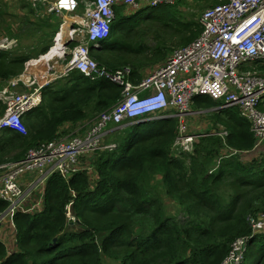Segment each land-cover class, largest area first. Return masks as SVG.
<instances>
[{
    "label": "trees",
    "instance_id": "16d2710c",
    "mask_svg": "<svg viewBox=\"0 0 264 264\" xmlns=\"http://www.w3.org/2000/svg\"><path fill=\"white\" fill-rule=\"evenodd\" d=\"M181 2L118 14L93 56L111 70L132 67L131 80L138 84L146 67L162 65L174 47L201 34L202 26L180 9ZM38 19V25L24 21L42 32L37 55L49 50L60 21L55 14ZM10 53L0 50L2 81L19 76L31 58ZM121 92L110 80H91L77 70L51 83L43 89L41 105L24 117L26 134L0 133V164L20 161L29 149L74 134L85 121L113 108ZM195 103L205 109L220 104L205 96H197ZM5 107L0 101V116ZM211 114L227 129L225 141L207 135L195 142L193 153L176 157V119L133 123L114 137L116 149L97 153L96 178L83 171L67 182L55 173L44 210L16 215L18 249L9 257L0 242V264H222L231 244L243 236L251 239L242 264H264V231L256 233L248 219L264 214V152L252 154L256 137L237 107ZM66 125L70 129L61 131ZM139 136L145 143L136 142ZM225 149L229 153L223 155ZM246 152L250 160H242ZM156 174L162 192L175 201V213L166 208L165 198L149 192ZM71 201L76 223L67 217ZM5 207L0 200V210ZM145 216L148 223L140 221Z\"/></svg>",
    "mask_w": 264,
    "mask_h": 264
},
{
    "label": "built area",
    "instance_id": "2783aa9c",
    "mask_svg": "<svg viewBox=\"0 0 264 264\" xmlns=\"http://www.w3.org/2000/svg\"><path fill=\"white\" fill-rule=\"evenodd\" d=\"M22 1L38 17L47 15L45 11L61 17L51 50L58 44L59 32L68 17L72 27L64 40L65 47L56 53L59 60L54 54L44 65L48 69L44 76L43 73L41 77L38 74L30 77L29 84L33 87L30 92L11 97L6 95V90L0 92V101L6 106L0 116V133L10 129L26 134L24 117L41 105L43 89L73 70L91 80L108 79L122 92L117 104L90 121L84 131L78 132V128L75 135H64L29 149L20 161L0 164V200L6 203L0 210V240L7 239L4 244L9 254L17 247L16 215L44 210L48 182L55 173L67 182L78 172L94 173L93 159L97 153L118 146L115 142H105L107 134L126 123L177 118V136L172 147L176 143L193 153L195 142L201 137L219 135L225 141L229 134L225 128L201 132L188 126L187 116L201 113L200 109L192 108L196 105L195 98L207 96L222 103L216 109L238 107L240 115L252 123L256 137L254 151H264V110L260 108L264 102V75L258 71L263 70L258 67H264V0H222L206 8L198 20L201 34L175 49L138 84L131 80L132 67L111 70L98 63L92 49L100 47V41L110 36L118 14L131 15L143 8L172 5L176 0ZM17 42L16 38L0 37V50H12ZM67 57L69 61L63 64ZM57 64H61V72ZM245 65L250 68L245 69ZM25 71L24 75L28 68ZM235 153L238 151L233 150ZM72 204L71 201L67 205L70 219H74ZM248 219L256 233L264 231V214L251 215ZM5 227H12L11 234ZM250 239L251 236L236 238L222 264H242Z\"/></svg>",
    "mask_w": 264,
    "mask_h": 264
},
{
    "label": "rangeland",
    "instance_id": "374dc122",
    "mask_svg": "<svg viewBox=\"0 0 264 264\" xmlns=\"http://www.w3.org/2000/svg\"><path fill=\"white\" fill-rule=\"evenodd\" d=\"M203 1H207V3L203 2ZM214 3L213 0H182V2L180 3V9L188 14L189 19L194 18L197 22L200 18V16L203 14V10L208 7V6H213ZM161 7V6H160ZM146 10H143V12H145ZM34 10L32 9L31 6H29L28 4H26L24 1L22 0H0V37H11V38H16L18 40L16 46V49L14 51H11L12 53L11 56H16V55H28L31 56V58L29 60H27L25 62V69L28 68V72L27 74L23 75V73L19 76H15L12 78H18L20 76H23V80H29L30 77H32L33 74L35 75H39L41 77V74H43L44 72H48V69H46V66H41L40 68H32V65H30L31 62H40L42 59V55L44 54H39L37 55L38 51H35L36 49H38L40 42H41V31H36L37 29H39V27L35 26V25H31V24H24L25 19H30L34 22L37 23V25L39 24L38 21H40V19H38V16H36L34 13ZM45 14H50L47 13L45 11ZM121 15V14H119ZM60 21L57 23L58 25V29L59 26L61 24V17H59ZM37 27V28H36ZM162 29V28H159ZM48 31H50V29L48 28ZM34 32H36V34H34ZM21 34V35H19ZM189 44V43H188ZM54 45V38H52V43L50 48ZM69 45L72 46V44L70 43ZM187 45V44H186ZM185 46V45H183ZM65 47V45H64ZM182 46H176L173 48V50L169 53L171 54L175 49L180 48ZM49 50L45 53L49 54L51 51ZM37 56V57H35ZM69 57H67V59L63 62V64H66L69 59ZM40 60V61H39ZM161 63V62H160ZM43 64V63H41ZM44 64H46L44 62ZM156 67V65H153L152 67H146L145 72L153 70ZM245 69H249L250 65H245L244 66ZM57 69L59 70V72H61V68L57 67ZM260 74L264 75V70H258ZM11 78V79H12ZM65 77L60 78L59 80H63ZM33 79V78H32ZM58 80V81H59ZM57 83V82H56ZM33 89L32 86H22L20 83L18 85H9L7 86L6 83L0 88V92L6 90L7 91V96L11 97L13 95H18V94H25L30 92ZM207 97V96H205ZM1 103L4 105L5 103L1 101ZM192 108L194 110H196L198 108L197 105H193ZM213 109V108H212ZM212 109H205L203 108V111H206L204 113H201L199 115H188L187 116V124L188 126L190 125L191 128L195 129V130H202V131H210L212 130L214 127L217 126V118L215 116H213L211 114ZM212 110V111H211ZM200 116V117H199ZM197 117H199L197 119ZM177 119V118H175ZM200 122H202L203 124L207 123L206 127H200L197 128L200 124ZM218 123H221L220 121H218ZM133 124V123H130ZM128 125V124H127ZM148 127L151 128L150 124H147ZM126 125L122 126L119 130H113L111 131L109 134H107L106 136V142H114V137H117V134L121 133L122 129L125 127ZM194 126L196 128H194ZM220 126V125H219ZM113 128V127H112ZM143 130L146 129V127L142 128ZM205 129V130H203ZM190 131V129H189ZM201 131V132H202ZM75 135V134H72ZM70 135V136H72ZM117 141V140H116ZM115 141V143H117ZM136 142L138 143H143L144 142V138H142L141 136H139L136 139ZM145 143V142H144ZM118 145V144H117ZM172 152L176 157H180V154L183 152H188L183 150V148L179 145V144H174V146L172 147ZM253 155L257 156L259 155L258 151H253L252 153ZM251 154H244L242 155V160H247L250 159ZM96 172V171H95ZM97 173V172H96ZM93 175V171L91 173V176ZM95 176V174H94ZM155 179L150 181V190L149 192H152L154 195L155 194H160V196L164 199L165 204L167 205L166 208H168L169 212L171 213H175V201L173 199H171L170 197H167L164 192H162V188L160 185V176L159 174L155 175ZM151 179V178H150ZM181 217V216H179ZM150 220V217L145 216L143 217L140 221L143 223H148ZM11 230L12 227L6 228L5 227V231H7L8 234H11ZM2 243H6L7 239H1L0 240ZM5 245V244H4Z\"/></svg>",
    "mask_w": 264,
    "mask_h": 264
},
{
    "label": "bare ground",
    "instance_id": "6f19581e",
    "mask_svg": "<svg viewBox=\"0 0 264 264\" xmlns=\"http://www.w3.org/2000/svg\"><path fill=\"white\" fill-rule=\"evenodd\" d=\"M72 27V20L70 17L67 18V20L64 22L63 26H62V30L61 32H59L60 34L58 35L59 38L57 39L58 40V44L53 47V49L51 50V52L49 54H44L41 61L36 63V62H31L30 65H32V68H39L41 67V63L44 64V62L46 63L47 60H49L54 54L58 53V51H62V49L64 48V43H65V39L67 37V35L69 34V31ZM101 42V41H100ZM46 65V64H44ZM46 73L43 74V76L45 75Z\"/></svg>",
    "mask_w": 264,
    "mask_h": 264
},
{
    "label": "crops",
    "instance_id": "0c3cea01",
    "mask_svg": "<svg viewBox=\"0 0 264 264\" xmlns=\"http://www.w3.org/2000/svg\"><path fill=\"white\" fill-rule=\"evenodd\" d=\"M16 49V47L14 48V49H12V50H9V51H14ZM57 55V54H56ZM58 56V60H59V55H57ZM47 61H49V60H47ZM46 61V62H47ZM44 65V64H43ZM43 65H41V66H43ZM61 66V64H57V67H60ZM40 68V67H39ZM133 69V68H132ZM24 73H26V71H24ZM24 75V74H23ZM21 78H23V76L21 77ZM15 82H18V83H20L22 86H29L30 84H29V80H23V79H20L19 77L18 78H12V79H9V80H5V81H2V80H0V88L6 83V85L7 86H9V84L11 83V84H14ZM200 117V116H199ZM199 117H197V119L199 118ZM90 122H88V121H85L83 124H81L80 125V127H78L79 128V131L81 132V131H84L85 130V128H86V126L89 124ZM206 125H207V123H205V124H203L202 122H200V124H199V126L197 127V128H200V127H206ZM220 125V126H219ZM221 126H223L221 123H218L217 122V126L216 127H214L213 129H212V131H216L218 128H220ZM66 128H70V125H66ZM77 128V129H78ZM194 128H196L195 126H194ZM195 130V129H194ZM203 130H205V129H203ZM197 131H202V130H197ZM114 140V139H113ZM115 141V140H114ZM106 142V141H105ZM231 152H233V150H231ZM226 153H229V150H227V149H225L224 150V152H223V155H226ZM251 159V158H250ZM250 159H247V160H250Z\"/></svg>",
    "mask_w": 264,
    "mask_h": 264
},
{
    "label": "clouds",
    "instance_id": "9594fccd",
    "mask_svg": "<svg viewBox=\"0 0 264 264\" xmlns=\"http://www.w3.org/2000/svg\"><path fill=\"white\" fill-rule=\"evenodd\" d=\"M175 3H176V2H175ZM175 3H174V4H175ZM219 3H220V2H219ZM214 5H216V4H214ZM214 5H213V6H214ZM208 7H211V6H208ZM208 7H206V8H208ZM206 8H205V9H206ZM205 9H204V10H205ZM204 10H203V11H204ZM198 23H199V22H198ZM199 24H200V23H199ZM59 29H60V28H59ZM6 51H9V50H6ZM50 51H51V48H50ZM42 56H43V55H42ZM52 58H53V57H51L50 59H52ZM258 68H259V69H262L261 67H258ZM24 69H25V68H24ZM263 70H264V69H263ZM23 71H24V70H23ZM149 72H150V71L145 72L144 75H142V76H145V75L149 74ZM22 73H23V72H22ZM22 73H21V74H22ZM21 74H20V75H21ZM131 78H132V76H131ZM14 79H15V78H14ZM142 79H143V78H142ZM50 84H51V83H49L47 86H49ZM9 85H10V84H9ZM47 86H46V87H47ZM46 87H45V88H46ZM45 88H44V89H45ZM121 90H122V89H121ZM216 102H217V101H216ZM221 104H222V103L220 102L219 105H221ZM219 105H218V106H219ZM262 105H264V102L261 104V106H262ZM261 106H260V108H261ZM216 107H217V106H215L212 110H215V111L223 110V109H216ZM237 108H238V107H237ZM197 109H200L199 111H201V113H204V112L207 111V110H206V111H203V107H201V108H197ZM238 109H239V108H238ZM212 110H211V111H212ZM4 111H5V110H4ZM201 113H200V114H201ZM241 117H242V116H241ZM242 118H243V117H242ZM151 121H152V120H151ZM247 121H248V120H247ZM144 122H145V121H144ZM250 123H251V122H250ZM127 124H128V123H126L125 125H127ZM129 124H130V123H129ZM135 124H136V123H135ZM251 125H252V123H251ZM63 128H65L64 130H68V129H70V128L67 129L66 126H64ZM221 128H225L224 125L221 126L220 128H218L217 130H220ZM225 129H226V128H225ZM27 131H28V130H27ZM211 131H212V130H210L209 132H211ZM78 132H80V131H78ZM70 134H73V133H70ZM74 134H76V132H75ZM68 135H69V134H68ZM253 151H254V150H253ZM260 152H264V151H260ZM260 152H259V153H260ZM99 153H100V152H99ZM186 153H191V152H186ZM183 154H184V153H183ZM212 172H214V170H212ZM212 172L210 171V173H212ZM90 174H91V173H90ZM94 174H95V176H94ZM92 176H94V177L96 178V177L98 176V174H97L96 172H94ZM72 202H73V204L71 205V214H72V216H73V213H72V206L74 205V201H72ZM68 204H69V203H68ZM68 204H67V205H68ZM66 210H67V213H68L67 206H66ZM67 217H68V215H67ZM73 218H74V219H70V218L68 217V219H69L72 223H76V218H75L74 216H73ZM77 223H78V222H77ZM0 242H1V241H0ZM1 243H2V242H1ZM3 244H4V243H3ZM6 249H7V247H6ZM15 249H16V250H15L12 254H9V253H8L7 255H8L9 257L13 256V255L17 252L18 247H16ZM7 252H8V250H7Z\"/></svg>",
    "mask_w": 264,
    "mask_h": 264
},
{
    "label": "water",
    "instance_id": "95a60500",
    "mask_svg": "<svg viewBox=\"0 0 264 264\" xmlns=\"http://www.w3.org/2000/svg\"><path fill=\"white\" fill-rule=\"evenodd\" d=\"M55 241H56V239H55Z\"/></svg>",
    "mask_w": 264,
    "mask_h": 264
}]
</instances>
